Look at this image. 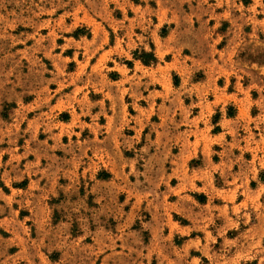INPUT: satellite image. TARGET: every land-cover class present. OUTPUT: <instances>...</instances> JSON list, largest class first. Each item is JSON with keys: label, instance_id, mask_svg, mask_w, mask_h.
<instances>
[{"label": "rangeland", "instance_id": "obj_1", "mask_svg": "<svg viewBox=\"0 0 264 264\" xmlns=\"http://www.w3.org/2000/svg\"><path fill=\"white\" fill-rule=\"evenodd\" d=\"M0 264H264V0H0Z\"/></svg>", "mask_w": 264, "mask_h": 264}, {"label": "trees", "instance_id": "obj_2", "mask_svg": "<svg viewBox=\"0 0 264 264\" xmlns=\"http://www.w3.org/2000/svg\"><path fill=\"white\" fill-rule=\"evenodd\" d=\"M140 58L142 59V61L145 64H149L150 63V60H149L150 58H151V61H155L156 60L154 55H149L146 52H144V54Z\"/></svg>", "mask_w": 264, "mask_h": 264}]
</instances>
